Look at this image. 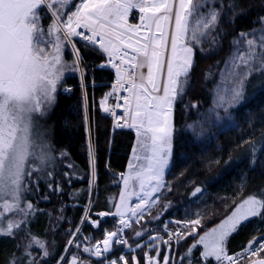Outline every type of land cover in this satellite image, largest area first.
Segmentation results:
<instances>
[{"label":"snow or ice","instance_id":"6c2138e0","mask_svg":"<svg viewBox=\"0 0 264 264\" xmlns=\"http://www.w3.org/2000/svg\"><path fill=\"white\" fill-rule=\"evenodd\" d=\"M73 3L75 0H0V236H14L34 211L33 204L25 202L24 193L29 191L27 184L34 173L44 175L53 160L50 146L43 142L42 134L36 132L37 120L45 117L56 103L58 86L68 69L64 60L68 46L74 57L71 68L81 72L83 86L80 53L73 42V38L79 37L89 45H98L107 54L108 64L116 70V83L112 85L113 91L101 99V110L111 113L117 120L114 127L134 129L137 141L133 147V160L128 164L129 171L121 174L124 188L119 202L114 203L115 212L97 214L101 220L107 216L119 217V226L115 231L106 230L102 241L83 248V252L95 256L98 264H140L135 254L131 255L130 261L125 254L107 260L106 254H111L114 246H124L129 253L142 247L138 242L133 247L124 238V230L131 227L126 214L142 219L146 209L159 199L154 194L165 187V169L173 150L172 113L190 84L194 51L209 36L211 45L217 43L222 13L227 10L235 16L238 5L236 0L227 4L221 2L219 7L215 0H80L75 3V10H70ZM133 10L140 14L139 24L128 23ZM49 14L52 23L45 32L41 21ZM260 19L264 23V17ZM249 35L253 38L247 39ZM169 39L170 52L166 54ZM234 43L235 51L221 70V80L216 86L209 113L216 109L228 113L230 108L243 101L249 77L264 75V30L259 36L241 33L240 40ZM145 67L146 74L141 72L137 77L135 69ZM119 91L128 93L116 96L117 100L124 101L123 105H115V108H122V116H117L107 105L108 98ZM187 131L198 137L203 129L201 126L198 130L197 124H189ZM255 151L253 147V156ZM89 158L91 192L96 177L91 144ZM46 174L52 175L51 172ZM38 180L39 177L37 183ZM49 187L52 191H61L52 183ZM201 191L197 187L193 196ZM132 196H136L139 203L129 204ZM12 212L22 214L24 219L9 220L5 228L4 216ZM253 218L264 222V191L250 194L236 204L220 224L199 235L184 258L191 257L197 245H203L200 255L205 261L214 258L216 264H239L240 259L247 256L249 264H264V257L259 255L264 252V236L254 237L233 255L226 250L230 235ZM83 219L88 220L89 216L86 214ZM100 222L92 220L91 224L98 228ZM200 224L199 218L188 220L184 222V230L168 232L167 240L159 236L149 237V240L170 245L175 237L179 243L186 236L198 235ZM79 231L77 228L72 235ZM143 235L142 231L134 234L135 237ZM33 243L43 249L44 257L50 255L44 242L35 237L26 246L25 255L31 256L28 248ZM143 246L148 247L147 244ZM151 250L156 251L157 256L161 255L155 244ZM173 259L171 254H163V264H169ZM10 264H15V259ZM27 264H38V261L29 259ZM69 264H81V257L74 255ZM144 264H158L156 256L145 252ZM189 264H192L191 260Z\"/></svg>","mask_w":264,"mask_h":264},{"label":"trees","instance_id":"16d2710c","mask_svg":"<svg viewBox=\"0 0 264 264\" xmlns=\"http://www.w3.org/2000/svg\"><path fill=\"white\" fill-rule=\"evenodd\" d=\"M221 2L227 4L231 0H215L216 6L219 7ZM236 3L237 15L227 10L222 13L217 43L211 45L209 36L196 47L190 84L173 110V123L178 128L173 138L170 164L175 174L173 180L177 184V195L173 196H187L197 187L202 189L197 197L203 192L207 195L198 203L191 199L182 202L188 209L206 206L205 218L198 225V235L186 237L177 247L178 253L182 254V264L190 258L199 262L198 245L191 257L185 259L184 255L203 229L223 219L248 195L264 191V75L253 74L249 77L243 101L228 111L230 121L227 125L211 124L199 138L183 128L199 119L201 113L210 107L212 91L231 53L233 38L240 32L255 28L264 14V0H236ZM50 17V14L45 16L41 23L47 25ZM130 23H133V19ZM74 43L80 53L85 82L100 84L85 87L86 110L76 76L67 79L66 84L73 85L69 94L58 92L56 103L47 118L53 160L46 173L51 172L52 175L39 173L38 183L32 184V195H27L26 199L34 201V211L27 217L21 231L14 236H0V264H10L13 259L15 264H27L29 259H35L38 264H57L63 254L66 258L69 253L71 247L67 248L68 241L76 228L80 227L84 235L101 238L102 227L109 219L100 220L97 214L113 211L118 191V184L113 183L114 175L126 170L135 135L131 129L112 128L111 120L99 107V99L110 91L106 83L113 77L110 70L95 68L104 54L79 41ZM112 102L108 98L109 105ZM86 117L96 173L90 200L91 167ZM253 147L256 149L254 156ZM58 153L66 155L57 158L55 154ZM50 183L54 187L59 186L61 191H52ZM35 198L39 200L35 201ZM87 204L90 219L101 221L98 228L88 221L81 223ZM260 234L264 235V222L251 219L228 238V254L246 247L250 240ZM33 237L44 242L50 253L48 257H44L43 249L34 243L28 248L31 256L25 255V248ZM109 258L106 257L107 260ZM94 264H98V261Z\"/></svg>","mask_w":264,"mask_h":264},{"label":"rangeland","instance_id":"374dc122","mask_svg":"<svg viewBox=\"0 0 264 264\" xmlns=\"http://www.w3.org/2000/svg\"><path fill=\"white\" fill-rule=\"evenodd\" d=\"M79 2H80V0H77V2L75 0V3H79ZM75 3L72 4L70 10H75ZM56 7L59 8V5H57ZM262 17H264V14L260 18H262ZM50 18L51 19L47 25H43L41 23L42 29L45 32L47 31V29L49 28V26L52 23V17H50ZM260 18L258 19V24L256 25L255 28H253L249 31L240 32L239 34H237L233 38V47H232L231 53L227 56V59L235 51V43L234 42L237 40H240V34L241 33H255L256 36L260 35L261 31L264 30V23L261 22ZM129 24H131V23H129ZM251 38H253L252 35H249L247 37V39H251ZM74 42H76V41H74ZM73 59H74V57L72 55L71 46H68L67 47V55L64 56V60L66 62V65L68 66V69L65 71L63 80H62L61 84L58 86L59 91H61V89L63 88V85L66 84L67 79L69 77L76 76L77 78H80V76H81L80 71H73L71 68ZM80 68L82 69V74L84 77V69H83L81 59H80ZM224 68H225V64H224L222 70ZM146 72H147V69H146ZM220 80H221V73L219 76V82H220ZM217 84L214 86L213 91H212V98H211L210 107L205 112L201 113L199 119L186 124L183 127L184 129L187 130V125H189V124H197L198 130L202 126V129H203L202 134H203L204 131L208 130V128L211 126V124L217 125L220 123L221 124L224 123V126L228 124V122L230 121V116L228 113H225L223 109H216L215 112L209 113V109L213 108V99L215 96V89H216ZM103 98H104V96H102L101 99H103ZM101 99H99V107H100ZM107 105H109L108 100H107ZM100 109H101V107H100ZM50 110L48 111V113L45 117L38 118L37 127H36V132L42 134L43 142L47 143L48 145H50V144H49V128H48V124H47V118H48ZM173 113H174V111H173ZM173 113H172V123H173ZM217 114H218L219 118H217ZM86 121H87L88 147H89V144H91V146H92V143H91V132L89 129L87 117H86ZM173 126H174V123H173ZM174 128H175V132H176L177 131L176 129H178V128H176L175 126H174ZM131 130L134 132L135 140H134L131 152H130L129 159L127 161L126 170L124 172L116 173L114 175V179H113V183L118 184V191H117V197H116L115 203L119 202L120 193H121L122 189L124 188V184H123V181L121 179V174H126L129 171L128 164H129L130 160H133V147L137 145L135 130L134 129H131ZM174 135H175V133H174ZM201 135H199L198 137L197 136H195V137L199 138ZM173 138H174V136H173ZM37 139H40V137H37ZM92 149H93V147H92ZM55 155L57 158L62 157L61 153L60 154L58 153ZM171 157H172V155H171ZM171 157L169 160V165L165 169V174H164L165 187L161 189L160 193L154 194V196H156V195L159 196V199L157 200V202L154 205L150 206V208L146 209L145 214H144L142 219L137 220V218L131 217L130 213L126 214V218L128 219V222L131 225V227L124 230L126 232L127 240L130 242V244L133 247H135V244L137 242L140 243L142 245V247L137 249L135 251V253H129L127 251L126 247H124V246L114 247V250L111 254H106V257H110L109 260L117 258L121 254H125L130 261L131 255L135 254L137 256L140 264H142L141 262H143V264H144V253L145 252H148L149 255H151V256H156L158 264H163V254H171L172 256H174V259L178 258V257H180V254H178L177 248L171 249V247L169 245H162L158 241H150L149 237L156 236L155 233H159V228L164 224H177V223L179 224V222H181V221L185 222L188 220H193V219H198V218L200 220H203L205 218V217H203L204 216V210L206 208L205 205L204 206L199 205L197 207H194L193 209L192 208L188 209V207H186L182 204V202L185 199H186V201L191 199L192 201L198 203L199 201H201V199H204L205 197H207V195H205L204 192L201 193L199 195V197H197L196 195L193 196L194 191H192V193L188 194L187 196H182V195L173 196L174 194L177 195L176 194L177 191L175 188V185H177V184H175V181L173 180L175 178V174L170 169ZM32 163L34 164L35 162H32ZM90 173H91V168H90ZM38 176H39V173H34L29 179V182L27 184V186L29 187V191L24 193L26 203H32L34 205V201H31L30 199H28V201H27L26 196L32 195L31 187H32V184L35 185L37 183L36 181H37ZM92 190H93V186H92ZM92 190H91V192H89V200L92 196ZM138 190L139 189L137 188V191ZM37 200H39V199L35 198V201H37ZM240 202H238L237 204H239ZM128 203L134 205L136 203H139V201H138L136 196H132L131 199L128 201ZM88 204L85 207V211H84V214L82 216L81 223L83 221H86V222L88 221L91 223V221H92V219H90V217L88 220L83 219L86 214L89 216V214H88L89 205ZM165 206H167V207H165ZM235 206L232 208V210L223 219L219 220L214 225L203 229L199 235H203L206 231H209L210 229H212V228L216 227L218 224H220L228 215L231 214V212L234 210ZM180 210H182V213L180 212ZM112 212H115V207L113 208ZM157 216L159 218H154ZM210 216H211V213H210ZM22 218H24L22 216V214L17 213V212L5 214L4 219H3V226L6 228L9 220L20 221V220H23ZM104 218H108L109 222H107L106 225L104 227H102V237L98 238V240H101V241L104 239V233L106 230L107 231H115L116 228L119 226V217L107 216ZM100 220H101V218H100ZM210 220H212V219L210 218ZM204 222H202V223H204ZM79 229H80V227H79ZM197 230H198V226H197ZM19 231H21V229L18 230V232ZM76 231H77V228L74 230L73 233H76ZM137 231H142L144 233V235L142 237H135L134 234ZM262 236H264V235H262V234L257 235V237H262ZM186 237H192V236H186ZM197 239H199V236ZM70 240H73L74 243H72V244L68 243L67 248L71 247V249H70L69 253L67 254L66 258L63 260L62 264H69V262L72 260L74 255H79L81 257V264H94V263H96L97 258L95 256H90L88 253H84L83 248L89 247V246H95V241L97 239H94L92 235H86V234L84 235V233H82L81 229H80L79 233L76 234L75 236L72 235ZM183 240L184 239L180 240V242ZM179 243H177V246L179 245ZM145 244H147L148 247H144L143 245H145ZM152 244L156 245V247L160 250L161 255L157 256L156 251L151 250ZM116 251H117V253L115 255L111 256ZM64 256L65 255L63 254L62 257H64ZM90 257H92V259ZM190 260H191L192 264H200L199 262H196V260H194V258H192ZM61 262H62V259L60 258L57 261V264H61ZM171 262H172V260H170L169 264H171ZM213 263H216V262L213 261L212 264ZM180 264H181V261H180ZM185 264H189V260H187Z\"/></svg>","mask_w":264,"mask_h":264},{"label":"built area","instance_id":"2783aa9c","mask_svg":"<svg viewBox=\"0 0 264 264\" xmlns=\"http://www.w3.org/2000/svg\"><path fill=\"white\" fill-rule=\"evenodd\" d=\"M139 15L140 14H139L138 10H133L130 13L128 19L131 16H133L134 23L135 24H139L140 23ZM78 31H84V30L83 29H78ZM73 39H77L78 41H80V42H82V43H84L86 45H89L86 41L81 40L79 37H75ZM90 46H92V45H90ZM92 47L99 49V46L98 45L92 46ZM117 63H118V61H117ZM95 68L109 69V70L113 71V73H114L113 78L106 83V84H108L110 86V91L112 92L113 91L112 85L114 83H116V70L114 68H112L110 64H108V56H107L106 53H104V57L98 63L95 64ZM135 72H136L137 77H138L141 72L146 73V67L143 68V69L137 68V69H135ZM86 85L87 84L83 81V86H82V79H81L80 86H81V88L83 90H84V88H85ZM64 89H71V91H72L73 90V85L72 84H67L66 86H64L62 88V93L69 94L71 91H67L66 92ZM126 95H128L127 92L119 91V92L115 93L113 96H111V99L113 100V102H112V104H111L110 107L114 109V111H115V113H116L117 116H122L123 115V110H122V108H115V105L117 103H120L121 105H123L124 101L122 99L117 100L116 99V96H126ZM83 96H84V94H83ZM106 116L111 119L112 125L114 127V125L117 123V120L113 117V115H111V113H106ZM120 122L123 123V121H120ZM121 129H128V128H121ZM178 230H184V221L179 222V224L177 223V224H164V225H162L159 228V237H162L163 239L167 240L168 239V232L175 233ZM123 235H124V238L127 239V236H126V233L125 232L123 233ZM176 243H177L176 242V238L173 237L172 240H171V242H170V244H172V245L175 246ZM241 250H239L237 252H240ZM237 252H235V253H237ZM235 253H233V254H235ZM233 254H231V255H233ZM247 259H249V257H247V256L242 257L240 259V262L239 263H241V262H243V261H245ZM180 261H181V258L178 257V258L173 259L172 262H171V264H180ZM213 264H216V263H213Z\"/></svg>","mask_w":264,"mask_h":264},{"label":"crops","instance_id":"0c3cea01","mask_svg":"<svg viewBox=\"0 0 264 264\" xmlns=\"http://www.w3.org/2000/svg\"><path fill=\"white\" fill-rule=\"evenodd\" d=\"M199 246V254H198V257H201V255H200V253L203 251V245H198ZM202 258V257H201ZM190 259H192V258H190ZM190 259H188V260H190ZM203 259V258H202ZM204 260V259H203ZM213 261H215L214 260V258H210L208 261H206V262H213Z\"/></svg>","mask_w":264,"mask_h":264},{"label":"bare ground","instance_id":"6f19581e","mask_svg":"<svg viewBox=\"0 0 264 264\" xmlns=\"http://www.w3.org/2000/svg\"><path fill=\"white\" fill-rule=\"evenodd\" d=\"M173 24H174V20H173ZM170 52V39H169V43H168V47L166 49V54Z\"/></svg>","mask_w":264,"mask_h":264},{"label":"water","instance_id":"95a60500","mask_svg":"<svg viewBox=\"0 0 264 264\" xmlns=\"http://www.w3.org/2000/svg\"><path fill=\"white\" fill-rule=\"evenodd\" d=\"M263 257H264V256H263ZM247 264H249V262H248Z\"/></svg>","mask_w":264,"mask_h":264}]
</instances>
